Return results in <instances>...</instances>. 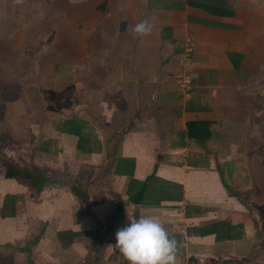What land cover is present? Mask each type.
I'll use <instances>...</instances> for the list:
<instances>
[{
  "label": "crops",
  "instance_id": "obj_1",
  "mask_svg": "<svg viewBox=\"0 0 264 264\" xmlns=\"http://www.w3.org/2000/svg\"><path fill=\"white\" fill-rule=\"evenodd\" d=\"M5 1L52 27L44 87L63 96L1 149L43 179L0 166V264H129L115 233L133 216L164 225L176 264H264V0Z\"/></svg>",
  "mask_w": 264,
  "mask_h": 264
},
{
  "label": "rangeland",
  "instance_id": "obj_2",
  "mask_svg": "<svg viewBox=\"0 0 264 264\" xmlns=\"http://www.w3.org/2000/svg\"><path fill=\"white\" fill-rule=\"evenodd\" d=\"M24 2L27 5L31 3L29 0ZM34 2L35 6H40L38 0L32 1L33 5ZM12 4V1L0 2V157L5 156L1 149L7 148L11 143H7V140L21 132L23 121L18 116L49 111L45 105L48 99H55V107L63 96L60 88H55L54 91L60 93L54 96L52 91L44 87L46 73L42 70L46 63H54L58 58L50 55L52 43L46 40L52 27L49 28L46 23L41 24V19H30V22H26L28 17L38 14L37 11L30 13V9H10ZM43 16L40 13L37 17ZM21 17L26 19L17 21ZM39 68L42 72L38 71ZM30 81L37 85L26 86ZM15 117L18 121L13 120Z\"/></svg>",
  "mask_w": 264,
  "mask_h": 264
},
{
  "label": "clouds",
  "instance_id": "obj_3",
  "mask_svg": "<svg viewBox=\"0 0 264 264\" xmlns=\"http://www.w3.org/2000/svg\"><path fill=\"white\" fill-rule=\"evenodd\" d=\"M132 33L138 37L151 34L148 20L136 23ZM115 245L129 264H176L178 242L157 219L129 217V224L115 233Z\"/></svg>",
  "mask_w": 264,
  "mask_h": 264
},
{
  "label": "trees",
  "instance_id": "obj_4",
  "mask_svg": "<svg viewBox=\"0 0 264 264\" xmlns=\"http://www.w3.org/2000/svg\"><path fill=\"white\" fill-rule=\"evenodd\" d=\"M0 166L2 167L3 177L13 178L22 183L33 184L43 179L41 171L35 166H20L5 156L0 157ZM71 190L79 200L83 201L84 191L74 186H72ZM13 198L11 195L5 196V200H12ZM3 210L0 211L1 216L5 215ZM258 214L261 218V229L264 231V205L258 207ZM72 237L73 234L68 231L57 233V239L62 245L69 244Z\"/></svg>",
  "mask_w": 264,
  "mask_h": 264
},
{
  "label": "built area",
  "instance_id": "obj_5",
  "mask_svg": "<svg viewBox=\"0 0 264 264\" xmlns=\"http://www.w3.org/2000/svg\"><path fill=\"white\" fill-rule=\"evenodd\" d=\"M194 43L190 39H186L181 44V52L177 58V63L180 68V75L177 77V84L180 88H187L190 86L193 73L189 67L192 60V51Z\"/></svg>",
  "mask_w": 264,
  "mask_h": 264
}]
</instances>
